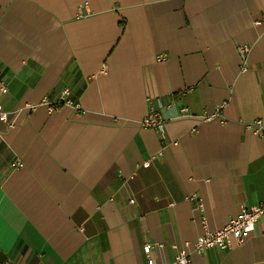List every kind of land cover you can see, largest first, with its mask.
<instances>
[{"label":"crops","instance_id":"1","mask_svg":"<svg viewBox=\"0 0 264 264\" xmlns=\"http://www.w3.org/2000/svg\"><path fill=\"white\" fill-rule=\"evenodd\" d=\"M1 86L0 264H264L192 251L264 200V0H0Z\"/></svg>","mask_w":264,"mask_h":264},{"label":"built area","instance_id":"2","mask_svg":"<svg viewBox=\"0 0 264 264\" xmlns=\"http://www.w3.org/2000/svg\"><path fill=\"white\" fill-rule=\"evenodd\" d=\"M86 10V6L79 7V14L81 15L83 11ZM239 53L242 57H245L249 53V48L246 46H242L239 49ZM245 69V68H244ZM243 69V70H244ZM1 93H6V88L1 86ZM69 95V90L66 88L62 91L61 97L56 105H60L63 103L65 106L71 108L75 114H80L81 109L79 105L74 104L71 100L66 99L65 97ZM222 108V106L220 107ZM52 110V109H50ZM179 116L186 117V110L181 109L178 111ZM219 111H216L213 116L205 118L207 121L217 118ZM0 121L7 122L8 117L7 114L2 112L0 106ZM166 125V120L161 116V114L156 111L154 108H151L145 118L139 121V127L143 129H149L157 134L163 136L164 128ZM248 128H253L255 132L260 136L264 137V121L263 120H255L253 121ZM147 167L148 164L145 163L143 165ZM11 167L13 169L21 168L22 163L19 161L14 162ZM129 204H133V200H129ZM264 216V200L255 206H243L239 213L235 215L225 226H223L220 230L215 232H209L208 230H204V233L197 237L194 244L192 245V251L200 254L204 251L217 248L220 251L227 250L233 246H240L244 242V236L253 231L254 226ZM157 246H153L150 244H145L142 248L143 255L145 257L146 264H157L154 250ZM176 250V255L174 261L167 264H190V252L188 251L186 244L182 245V247L177 248L176 246L172 247Z\"/></svg>","mask_w":264,"mask_h":264}]
</instances>
